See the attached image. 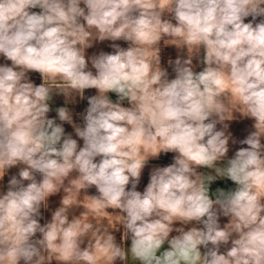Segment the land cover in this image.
Here are the masks:
<instances>
[{
	"label": "clouds",
	"instance_id": "9594fccd",
	"mask_svg": "<svg viewBox=\"0 0 264 264\" xmlns=\"http://www.w3.org/2000/svg\"><path fill=\"white\" fill-rule=\"evenodd\" d=\"M0 57V264H264V0H0Z\"/></svg>",
	"mask_w": 264,
	"mask_h": 264
},
{
	"label": "crops",
	"instance_id": "0c3cea01",
	"mask_svg": "<svg viewBox=\"0 0 264 264\" xmlns=\"http://www.w3.org/2000/svg\"><path fill=\"white\" fill-rule=\"evenodd\" d=\"M246 19H251V17L246 18ZM109 43H111V42L105 41L102 43H98L93 48H90L88 50V52L91 54L93 52L99 51L100 49H103L105 51H111V49L108 47ZM117 43H120L122 46H125V47L127 46V42H124V41H117ZM178 54H179L178 50L175 48V46H166V47L162 48V52H161L162 64H164V66L168 68L170 76H173L174 73L172 72L171 66H169L167 64V61L169 58H172L174 60ZM0 62H5V61H3L2 57H0ZM194 63H195V61H194ZM200 67H202V65H197V70H199ZM31 76L36 81V83L40 82V78H39L38 73H32ZM95 92H96L95 89H86L85 95L87 97L88 95H92ZM111 95H112L113 99H115V94H111ZM63 103H64L63 96H56V97H54L53 108H55L56 106L63 105ZM86 106H87V99L86 98L83 100L78 99V102L76 104L70 106L73 109L74 120H76L77 122H82L81 118L79 116H77L76 113L82 112L86 108ZM49 115L55 116L56 113H55V111H52L49 113ZM252 124H253V121L249 118L234 120L230 123V131H232L234 137L243 138L245 135H247V133L249 131L253 130ZM65 129L67 132H73L71 125H69L67 123H65ZM73 135H74V133H73ZM81 143H82V141H81ZM239 146H241V145H239V144L231 145V142H230V151H229L228 155L231 156L233 154L235 148L239 147ZM150 150H151V146L149 145L148 151H150ZM173 155H174L173 153H167V154L162 153L159 159H151L144 169V172H143V175L141 178V183L138 186V188L140 190H143V187L147 184L148 178H149L148 174H149V170L151 169V167L156 166V165H165V164L171 163L172 162L171 157ZM10 171L15 172V171H17V169L13 168ZM7 179H8V176H5L4 182H0V188L6 186ZM232 186H233V184L231 181L217 180V181L213 182V184L211 185V188H212V190H215L217 187H223V188L227 189V188L232 187ZM87 191L89 192V194H95L96 193L95 187H92V188L88 189ZM60 195L61 194H57L55 196L50 197V207L51 208H55L56 206H58L59 200H60ZM81 210L82 209H76V212L78 213ZM42 211H44V215L46 218H50V211H46L43 209H42ZM226 220H227L226 217H221V223L222 224L225 223ZM113 223H114V225L116 224L114 216H113ZM173 234H175V233H173ZM117 236L119 238V233H117ZM165 247H167V245H165Z\"/></svg>",
	"mask_w": 264,
	"mask_h": 264
}]
</instances>
